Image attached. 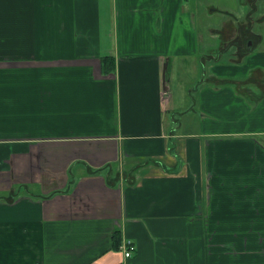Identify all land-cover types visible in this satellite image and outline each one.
<instances>
[{"label":"crops","instance_id":"1","mask_svg":"<svg viewBox=\"0 0 264 264\" xmlns=\"http://www.w3.org/2000/svg\"><path fill=\"white\" fill-rule=\"evenodd\" d=\"M263 28L264 0H0V264H264Z\"/></svg>","mask_w":264,"mask_h":264},{"label":"trees","instance_id":"2","mask_svg":"<svg viewBox=\"0 0 264 264\" xmlns=\"http://www.w3.org/2000/svg\"><path fill=\"white\" fill-rule=\"evenodd\" d=\"M115 71V61L109 57H104L102 58V73L104 74H110V73H113ZM106 169H109V166H106L104 168V171ZM103 170V169H102ZM101 173V170H97L96 169V174H100ZM74 184V181H70L69 182V186L70 185H73ZM19 193L18 194H15L12 198H9L8 200L10 202H13L16 197H18ZM55 194H53L52 196H54ZM51 197V196H49ZM113 239H114V248L115 249H120L123 245V241H122V236L119 232H114L113 234Z\"/></svg>","mask_w":264,"mask_h":264},{"label":"rangeland","instance_id":"3","mask_svg":"<svg viewBox=\"0 0 264 264\" xmlns=\"http://www.w3.org/2000/svg\"><path fill=\"white\" fill-rule=\"evenodd\" d=\"M258 27V26H257ZM255 29L256 30H258L256 27H255ZM263 33H264V28H263ZM262 48H264V45L263 46H261ZM261 47H260V49H261ZM248 59H251L252 57H247ZM169 73H170V76H172L173 77V80L174 81H178V79H190V78H192V73L191 74H189V75H186V74H182V73H180L179 75L177 74V71L176 70H174V69H172V70H170L169 71ZM242 106V104H240V105H238V107H241ZM196 107V106H195ZM195 110L196 111H199V108H198V106L195 108ZM1 191H2V193L4 192V190H3V188L1 189Z\"/></svg>","mask_w":264,"mask_h":264},{"label":"built area","instance_id":"4","mask_svg":"<svg viewBox=\"0 0 264 264\" xmlns=\"http://www.w3.org/2000/svg\"><path fill=\"white\" fill-rule=\"evenodd\" d=\"M121 249L124 251V255L126 258H130L135 250H136V246L134 245V243L130 240H126L124 241Z\"/></svg>","mask_w":264,"mask_h":264},{"label":"water","instance_id":"5","mask_svg":"<svg viewBox=\"0 0 264 264\" xmlns=\"http://www.w3.org/2000/svg\"><path fill=\"white\" fill-rule=\"evenodd\" d=\"M167 72H168V64L165 65L164 72H163L164 92H168L169 91V88L167 86V83H168Z\"/></svg>","mask_w":264,"mask_h":264},{"label":"flooded vegetation","instance_id":"6","mask_svg":"<svg viewBox=\"0 0 264 264\" xmlns=\"http://www.w3.org/2000/svg\"><path fill=\"white\" fill-rule=\"evenodd\" d=\"M251 43H252V40L249 41V42H247L246 46L248 48V52L244 53L243 55H242V53H240L239 54V57L240 58L254 57V56H251V55H253L252 50H251V47L249 46Z\"/></svg>","mask_w":264,"mask_h":264}]
</instances>
